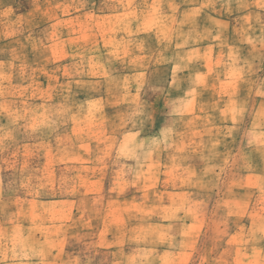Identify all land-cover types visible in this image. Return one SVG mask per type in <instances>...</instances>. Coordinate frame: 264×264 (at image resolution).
Returning a JSON list of instances; mask_svg holds the SVG:
<instances>
[{"label":"rangeland","instance_id":"374dc122","mask_svg":"<svg viewBox=\"0 0 264 264\" xmlns=\"http://www.w3.org/2000/svg\"><path fill=\"white\" fill-rule=\"evenodd\" d=\"M118 1L0 0V264H47L53 249L35 243L58 236L62 261L108 264L122 249L97 246L104 213L114 221L104 233L112 238L119 224L125 238L145 237L155 233L151 222L196 218L189 264H264V134H247L264 129V24L239 23L221 35L229 54L222 43L216 54H180L167 40L172 54L153 56L164 48L153 36L165 27L164 9L131 12ZM240 8L218 11L231 16ZM237 46L245 53L235 54ZM228 78L235 83H219ZM215 96L234 115L242 104L225 98L251 96V115L220 120L218 140L200 139L202 100ZM161 126L168 133L161 143L189 145L191 152L177 154H189L193 167L148 162L145 146L160 142ZM204 145L221 151L201 152ZM203 159L210 164L201 168ZM203 171L218 180L204 182ZM176 191L191 199H171ZM186 201L184 214L178 206ZM117 206L124 214L112 212ZM131 224L137 232H126Z\"/></svg>","mask_w":264,"mask_h":264},{"label":"crops","instance_id":"0c3cea01","mask_svg":"<svg viewBox=\"0 0 264 264\" xmlns=\"http://www.w3.org/2000/svg\"><path fill=\"white\" fill-rule=\"evenodd\" d=\"M258 0H242L239 3H230L229 1H216V0H119L116 4L121 6L123 9L131 8V12L134 8L139 7H154L156 5V8H163L164 12L161 14L162 22H164V28L159 29V32L162 31V34L160 35L159 32H154L153 36H155L157 39H162L164 43V48H157L155 51L152 52L153 56H158L160 54H172L171 49H166V41L170 40L171 44L174 46V49L178 46L179 47V53H193L197 54L199 56H204L207 54H216L219 53L220 50L216 46L218 43H222L223 38L221 35H226L227 32L231 33L233 30H235V25L242 23L244 25H263L264 23V6L262 3H259ZM236 6H239V10L237 15H221L222 13L218 11V9L226 8L228 7V10H230V7L235 13ZM208 9V10H206ZM213 9L216 11L213 12ZM235 9V11H234ZM125 13L122 11L119 14ZM154 14H157L154 12ZM149 16V15H148ZM154 17L152 13H150L149 18L154 20ZM129 23H140V19L134 21V20H127ZM194 27L191 29V27ZM220 25H225L223 27H219ZM198 26L200 27L198 29ZM231 27V28H230ZM247 32H249L246 29ZM191 32V34L189 33ZM236 32V30H235ZM171 34V35H170ZM236 42V40H235ZM162 43V42H160ZM180 43V44H176ZM224 45V51L223 54H229V45L227 43H222ZM226 45V46H225ZM239 48V51L236 52V49L233 51L236 52L235 54H241L245 53V49L247 47L243 46H237ZM243 48L242 50H240ZM165 49L168 51L166 52ZM228 52V53H227ZM221 54V53H220ZM156 61V60H155ZM235 83V81L231 78H228L227 80H220L219 83ZM215 83V82H214ZM251 100V96L244 97V96H237L234 98L227 97L225 98L224 102H230L235 104H242L241 109L239 110L237 115H234V112H231L229 110V107L227 106L226 109V103H223L225 106H221L220 101L221 99L218 96H215L213 98H207L202 100V108L205 109L202 112L199 113V117L201 120V123L198 124V127L196 128L199 138L206 137V139L218 140L219 139V131L220 129V120H244L248 116L250 117L251 110H247L249 107ZM262 102V100H261ZM198 103V102H197ZM210 107L207 108L205 105H209ZM205 106V107H204ZM222 112V113H221ZM249 112V113H247ZM247 116V117H246ZM172 120H177L173 118ZM205 120L211 121V131L210 136L205 135L206 132H204L205 129H207V124L205 125ZM235 126V124L231 123L227 125V127ZM201 128V129H200ZM246 128V127H245ZM244 128V129H245ZM163 127L161 126L157 131H155L154 137L157 138L160 142L158 144H155V146H145L148 152H150V156L148 158L149 163H155L158 159V157L161 158L162 166L165 168L167 167H180V168H191L193 167V163L191 162L192 159L189 158V154L185 155V159H181V154H177V152L183 151V153H189L190 147L189 145L186 146V144H182L181 140H176V142H173V139H170V142L168 143H161L162 138L165 135L168 134H162ZM183 130L185 131V128H181L179 134H183ZM248 133L251 135V132H254L257 135L264 134V129H259L256 131H252L251 128L247 129ZM170 132H175L173 130H170ZM162 134V137H161ZM246 130L242 133V135H247ZM146 135V134H145ZM172 135V134H170ZM147 138H150L148 134L146 135ZM167 141V140H166ZM246 141H243V147L244 152L249 151L248 149L245 150L249 145H247ZM185 146V147H184ZM179 150V151H178ZM199 150H203L201 152H212V153H218L221 151V148L219 145H213L212 148L208 147L207 145L202 146ZM229 152H232L231 147L227 150ZM236 151V150H235ZM176 153V154H175ZM235 153V152H234ZM179 156L180 158H176ZM172 157H175V159H172ZM215 157V160L217 161V157ZM213 158V157H212ZM231 158H228L229 166L235 167V162L231 161ZM177 162V165L175 161ZM209 160V159H208ZM210 164V161H206L204 164V159L201 162V168L204 166ZM242 165V164H241ZM245 169H247L246 165L243 166ZM259 167L262 169L264 167V164L261 165L259 163ZM200 168V169H201ZM205 172H201L200 176L204 180V182H208L211 178H215L218 180V174L217 172L211 173V176L209 179L208 177L205 178L206 175H204ZM247 176V174H244ZM262 176V175H261ZM245 182V181H244ZM245 190H247L245 188ZM172 197L171 199L176 200L179 199V203L182 200H186V198H190L189 194H185L182 191H176L175 193H171ZM168 196V195H167ZM245 198V195H244ZM191 199V198H190ZM189 203L190 201H186L185 204L181 203L180 206H178L180 209L179 211L182 213H187L189 210ZM174 205H176L174 203ZM135 207H133L131 210H134ZM177 207L171 209L174 210ZM108 208H105L107 210ZM104 210V211H105ZM112 212H119L118 215L124 214L123 209L119 208V206L114 207L111 209ZM232 214H237V211H231ZM251 212V211H250ZM128 213V212H126ZM200 213V212H199ZM108 214V212H106ZM201 214V213H200ZM244 214H247V211H244ZM249 214V213H248ZM182 215L177 219L176 217L165 221L161 223H149V232H155L152 235H147L145 237H138V234L128 235L125 238V233L121 230L120 224L119 226H115V232L116 234L115 238H112L110 236H105L104 233H106V228H108L109 224L113 219L106 218L105 213L102 216L101 225L98 228L96 237H97V246L102 247H110L116 248L117 251L121 250V253L119 254L116 259H113L108 264H189L193 251L195 249L196 241H197V235L199 232V221L198 219H183L181 218ZM155 222V221H154ZM157 224V225H155ZM112 225H110L111 227ZM158 226L165 228L161 229V231L158 229ZM54 232L59 230V227L57 225L51 227ZM126 232H137L135 226L131 224V226L127 229ZM168 232V233H167ZM113 234V233H112ZM158 235H160L162 240H159ZM59 236L56 238L48 240H41L36 241L35 245L48 247L53 249L51 252V261L47 262V264H77L76 258L73 256V261L68 259L67 261H62L64 256V250L60 241ZM142 244L137 243L139 241H144ZM126 243V244H125ZM100 248V247H99ZM60 254V256H59ZM63 258H62V256Z\"/></svg>","mask_w":264,"mask_h":264}]
</instances>
